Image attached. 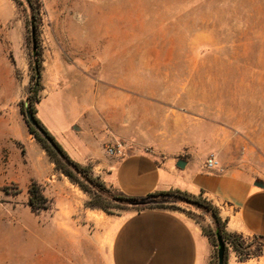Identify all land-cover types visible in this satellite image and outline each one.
Instances as JSON below:
<instances>
[{"label": "rangeland", "instance_id": "1", "mask_svg": "<svg viewBox=\"0 0 264 264\" xmlns=\"http://www.w3.org/2000/svg\"><path fill=\"white\" fill-rule=\"evenodd\" d=\"M42 3L38 44L46 82L54 75V53L73 58L87 52L85 48H96L100 57H106L111 49L116 56L120 50L130 49L133 58L144 49L174 47V79L189 80L188 89L196 100L212 110L219 104L224 107L227 126L233 130L228 151L233 166L264 183V0ZM24 6L19 9L13 0H0V116L3 128L11 132L4 142L0 201L16 202L20 209L29 207L28 188L33 181L50 200L48 210L34 215L29 207L28 217L24 215L23 225L14 235L21 248L27 239L30 242L29 258L34 241L35 264H110L109 249L118 227L144 208L130 206L108 213L87 207L89 195L56 170L30 132L21 110L34 80L30 10L26 3ZM148 52L155 57V51ZM44 95L43 91L42 98ZM37 108L39 117L48 114L46 106L38 104ZM175 206L179 209L168 210L185 214L204 235L210 234L213 223L209 215L182 204ZM42 236L51 241L36 252L37 239ZM259 258L264 256L252 259Z\"/></svg>", "mask_w": 264, "mask_h": 264}, {"label": "crops", "instance_id": "2", "mask_svg": "<svg viewBox=\"0 0 264 264\" xmlns=\"http://www.w3.org/2000/svg\"><path fill=\"white\" fill-rule=\"evenodd\" d=\"M83 50L87 52L73 58L54 53V75L46 82L43 74L45 95L39 104L46 106L49 123L39 112L38 117L69 156L91 165L119 195L145 197L170 190L202 195L218 208L228 231L250 240L264 237V188L229 158L233 130L224 107L212 110L196 100L189 80L174 79V47L144 49L133 58L130 49L118 56L111 49L106 57L96 48ZM148 51H155V57ZM3 124L0 116V173L4 142L11 135ZM116 144L128 154L110 156L106 147ZM211 154L219 158L222 172L205 168ZM29 211L0 201V264H35L34 241L29 258L28 239L22 248L14 240ZM214 251L190 217L146 209L120 224L109 258L110 264H210ZM256 263L264 264V259L241 262L230 252L228 264Z\"/></svg>", "mask_w": 264, "mask_h": 264}, {"label": "trees", "instance_id": "3", "mask_svg": "<svg viewBox=\"0 0 264 264\" xmlns=\"http://www.w3.org/2000/svg\"><path fill=\"white\" fill-rule=\"evenodd\" d=\"M19 9H25L24 4L28 5L30 10V20L28 26L35 31L36 50L34 44L32 47L33 56V86L29 91L26 101L22 103V114L26 119V114L31 112L36 119L38 126L42 129L41 133L36 127L27 123L32 134L35 135L42 148L47 152L50 159L56 166V170L69 180L78 185L90 200L86 203L87 207L92 209H103L111 213L112 209H126L130 206H141L146 209H175L177 204H182L190 208H195L212 218L213 229L209 235L210 241L215 247L214 256L210 264H228L229 252L236 253L239 261L245 262L252 258L264 256V237L255 236L252 240L245 239L242 235L232 233L227 230V221L220 217L219 210L210 201L202 195L196 196L180 190L160 191L149 194L145 197H127L116 194L112 191L102 179L95 175L91 165L83 166L74 161L63 146L57 141L54 135L44 125L38 117V104L42 101L41 93L44 91L43 72L44 60L41 47L38 44L39 21L41 20L43 3L42 0H13ZM32 41H33V36ZM26 121V120H25ZM28 205L35 213L48 210L50 200L45 196L41 186L33 181L29 188ZM172 204L167 206L166 204ZM218 237L225 244L224 261L220 263L218 256Z\"/></svg>", "mask_w": 264, "mask_h": 264}, {"label": "built area", "instance_id": "4", "mask_svg": "<svg viewBox=\"0 0 264 264\" xmlns=\"http://www.w3.org/2000/svg\"><path fill=\"white\" fill-rule=\"evenodd\" d=\"M106 152L110 155V156H117V157H124L126 156V151L123 149V146L120 144H116V145H108L106 147ZM205 168L209 171V172H222L223 171V166L220 162V160L218 159V157L216 156V154H211L205 162Z\"/></svg>", "mask_w": 264, "mask_h": 264}, {"label": "water", "instance_id": "5", "mask_svg": "<svg viewBox=\"0 0 264 264\" xmlns=\"http://www.w3.org/2000/svg\"><path fill=\"white\" fill-rule=\"evenodd\" d=\"M32 36H33V44H34V51L36 50V41L34 39L35 37V31H32ZM26 123L30 124L31 126L36 127L41 133H43L42 129L38 126V123L36 121V119L34 118V116L32 115L31 112H28L26 114ZM179 165H184L183 161L179 162ZM256 184L261 187L264 188V183L263 182H256ZM218 256H219V261L220 263H222L224 261V257H225V244L224 242L221 240L220 237H218Z\"/></svg>", "mask_w": 264, "mask_h": 264}, {"label": "bare ground", "instance_id": "6", "mask_svg": "<svg viewBox=\"0 0 264 264\" xmlns=\"http://www.w3.org/2000/svg\"><path fill=\"white\" fill-rule=\"evenodd\" d=\"M47 239V237H39L38 239H37V241H38V243H36V252H38L39 250V248L41 249V250H43V248H44V246L45 245H47V243H49L50 241H51V239L49 240H46ZM36 242V241H35Z\"/></svg>", "mask_w": 264, "mask_h": 264}]
</instances>
